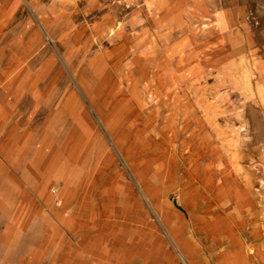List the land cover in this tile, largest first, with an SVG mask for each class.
<instances>
[{
  "label": "rangeland",
  "instance_id": "rangeland-1",
  "mask_svg": "<svg viewBox=\"0 0 264 264\" xmlns=\"http://www.w3.org/2000/svg\"><path fill=\"white\" fill-rule=\"evenodd\" d=\"M144 236L264 264V0H0V264Z\"/></svg>",
  "mask_w": 264,
  "mask_h": 264
},
{
  "label": "crops",
  "instance_id": "crops-1",
  "mask_svg": "<svg viewBox=\"0 0 264 264\" xmlns=\"http://www.w3.org/2000/svg\"><path fill=\"white\" fill-rule=\"evenodd\" d=\"M97 236H98V234H97ZM96 239H98V237L96 238ZM93 240V239H92ZM93 246H94V243H89L88 245H85L83 248H84V250L86 251V252H88V255H89V248H91L90 250H92L93 249ZM76 253L77 252H75V251H70V252H68V254H65V253H60L59 255H57L56 253H55V256L53 255V259L54 260H59L60 261V264H65V263H68V262H70V261H72L73 259H75L76 258ZM80 255V253H78V255L77 256H79ZM82 255V254H81ZM95 256V258H91V257H85L84 255H82V257H83V262L81 263V264H92V261H97V264L99 263V264H102V262H101V259H99L96 255H94ZM91 259H92V261H91ZM144 260H145V263L146 264H149L150 263V255H149V252H146V254H145V256H144ZM77 262V261H76Z\"/></svg>",
  "mask_w": 264,
  "mask_h": 264
},
{
  "label": "bare ground",
  "instance_id": "bare-ground-1",
  "mask_svg": "<svg viewBox=\"0 0 264 264\" xmlns=\"http://www.w3.org/2000/svg\"><path fill=\"white\" fill-rule=\"evenodd\" d=\"M134 232V231H133ZM124 233V232H123ZM128 233V232H127ZM130 233V232H129ZM132 233V232H131ZM137 233V232H136ZM128 236V235H127ZM137 236V235H136ZM142 236V235H141ZM133 237H134V235H133ZM138 237H139V235H138ZM135 239V238H134ZM137 239V238H136ZM144 239H145V236H144V238H143V240H142V238H139V244H138V246H137V248L136 247H134V248H131L133 251H140V252H147V243L144 241ZM148 240V239H147ZM149 241V240H148ZM150 243V242H149ZM152 247V246H151ZM150 248V247H149ZM131 251V250H130Z\"/></svg>",
  "mask_w": 264,
  "mask_h": 264
}]
</instances>
